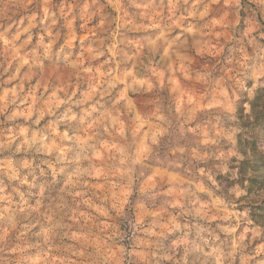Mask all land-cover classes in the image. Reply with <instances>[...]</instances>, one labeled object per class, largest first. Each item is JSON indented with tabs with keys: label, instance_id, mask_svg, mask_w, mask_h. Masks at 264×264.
Segmentation results:
<instances>
[{
	"label": "clouds",
	"instance_id": "9594fccd",
	"mask_svg": "<svg viewBox=\"0 0 264 264\" xmlns=\"http://www.w3.org/2000/svg\"><path fill=\"white\" fill-rule=\"evenodd\" d=\"M149 3L158 10L154 12L155 24L162 18L165 0ZM227 3V10L222 5L220 9L224 11L222 32L227 35L216 42L211 57H197L193 72L184 80L193 99H187V91L174 86L170 78L163 86L154 84L155 92L164 98V107L163 114L150 125L156 128L150 137L151 158L140 150L138 129L131 119L127 133L122 124L115 128L109 123L104 131L121 146L116 147L119 155L113 153L101 161L96 146L102 133L88 123L90 109L66 96L68 110L49 114L52 127L64 128L58 135L60 146L48 153L44 137L32 141V151L45 155L36 156L34 163L20 164L8 176L27 188L19 193L23 207L11 212L4 209L0 215V264H235L237 256L243 255L250 241L245 239L246 233L237 235V229L251 224L253 213L264 212V0ZM115 23L114 29H104L108 34L105 38L114 40L112 33L119 32L120 45L128 49L136 46L137 38L129 36L134 29L121 23L119 17ZM42 39L32 50L34 57H46L53 63L64 57L65 48L53 51L42 45ZM173 43L177 48L157 60L156 66L165 72L171 71L168 61L174 59V53L190 47L180 37ZM144 48L149 63L140 62L138 72L155 80L158 73L151 65L153 49L147 42ZM103 51L116 60L115 43ZM126 58L127 53L120 63ZM177 95L185 97L182 106L176 105ZM41 119L43 115L32 123L39 124ZM86 132L92 135L83 139ZM10 146H0V150ZM29 147L16 151L26 152ZM156 153L163 157L159 166L166 169L167 179L161 186L167 190L163 192L153 191L152 185L143 182L148 165L157 162ZM98 165L105 169L101 173L105 187L99 194L95 189L100 180L92 181ZM69 174L72 183L62 187ZM77 189L109 206L110 224L93 227L69 222L72 209L67 197L71 195L76 203L80 195ZM121 192L130 198L122 202ZM78 202H85L82 195ZM154 206L159 211L147 212ZM73 229L81 234L76 235ZM177 237L179 243H165Z\"/></svg>",
	"mask_w": 264,
	"mask_h": 264
},
{
	"label": "rangeland",
	"instance_id": "374dc122",
	"mask_svg": "<svg viewBox=\"0 0 264 264\" xmlns=\"http://www.w3.org/2000/svg\"><path fill=\"white\" fill-rule=\"evenodd\" d=\"M221 5L227 10V0H165L164 11L160 13L162 18L156 19L153 24L154 12L158 10L150 6L149 0H136L135 4L131 0H97L95 4L91 0H0V146L11 144L0 150V180H3L0 185V215L4 209L11 212L23 207L19 193H25L27 185L10 181L8 176L20 164L34 163L36 156L45 155L44 152L32 151L29 147L32 141L44 137L43 146L48 153H53L60 146L58 135L64 128L59 125L52 127L49 114L68 110L64 103L66 96H71L81 108L92 111L88 123L102 133L96 146V155L101 161L116 153V147L121 146L104 130L109 123L115 128L122 124L127 133L130 119L135 121L138 129L140 150L147 152L151 158L153 145L150 137L156 128H150V125H154L157 116L163 114L164 107V98L155 92L154 84L163 86L170 78L174 86L179 85L187 91L184 80L193 72L197 57H211L217 47L216 42L227 35L222 32L223 25L220 23L224 16ZM117 17L121 23L134 29L129 36L137 38V45L131 49L118 43L121 39L119 32L112 33L114 40L105 38L108 34L104 29H114ZM185 33L186 36L182 35ZM176 37L185 39L190 47L177 50L174 59L168 61L171 71L165 72L156 66L157 60L177 48L173 43ZM41 38L42 45L49 46L53 51L65 48L64 57L54 63L46 57H34L32 50L41 45ZM145 42L151 46L155 56L151 60L158 73L155 80L138 72L140 62L149 63ZM114 43L117 49L115 61L110 58V53L103 51ZM99 52L103 54L98 55ZM125 53L127 58L120 63ZM144 87L153 91H137ZM13 99L16 103H10ZM187 99H193L192 92L187 91ZM21 100L24 103H20ZM175 102L177 106H182L185 97L177 95ZM15 113L21 115L7 119ZM40 115H43L40 123L33 124L32 121ZM45 121L49 122L48 125ZM90 135L91 132L84 133L83 139ZM23 147H29V151H16ZM162 160L163 157L156 153L157 162L148 165L150 170L143 176V182L152 185L153 191L167 190L161 186L167 179L166 169L159 166ZM103 171V166L98 165L97 175L92 178L93 182L100 180L95 189L98 194L105 187L101 176ZM25 172L26 169L20 173L21 177ZM70 183L71 174L65 177L62 187ZM17 188L18 192L15 191ZM77 192L80 195H77L76 203L71 200V195L67 197L72 209L69 212L71 224L95 227L96 224L111 223L112 212L106 203L100 202L91 193H82L80 189ZM81 195L84 203L78 202ZM120 197L122 202L130 198L124 192L120 193ZM123 206L127 210V204ZM157 211L159 208L155 206L147 208V212ZM251 220V224L244 223L237 229V235L246 233L245 239L250 243L243 255L237 256L235 264H260L264 261V220L256 222L253 217ZM165 243H179V238L166 240ZM48 254L57 259L53 253Z\"/></svg>",
	"mask_w": 264,
	"mask_h": 264
},
{
	"label": "trees",
	"instance_id": "16d2710c",
	"mask_svg": "<svg viewBox=\"0 0 264 264\" xmlns=\"http://www.w3.org/2000/svg\"><path fill=\"white\" fill-rule=\"evenodd\" d=\"M252 217H253V219H254L256 222L263 221V220H264V212H261V213H259V214H257V213H253Z\"/></svg>",
	"mask_w": 264,
	"mask_h": 264
}]
</instances>
